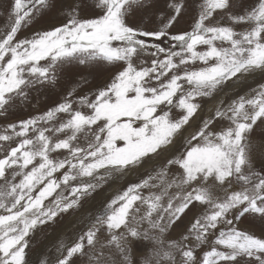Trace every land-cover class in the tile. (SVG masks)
<instances>
[{
	"label": "snow or ice",
	"instance_id": "6c2138e0",
	"mask_svg": "<svg viewBox=\"0 0 264 264\" xmlns=\"http://www.w3.org/2000/svg\"><path fill=\"white\" fill-rule=\"evenodd\" d=\"M58 3L8 0L0 115L36 85H54L64 65L107 64L112 74L95 91H68L55 107L0 130V264H30L38 226L131 173L139 181L91 209L95 222L58 250L55 264H264V231L244 226L264 225V159L249 139L264 125V83L220 99L264 77V0H68L58 25L20 38ZM189 9L191 27L182 29ZM144 17L159 26L143 25ZM62 186L70 194L46 205ZM189 213L185 232L170 238Z\"/></svg>",
	"mask_w": 264,
	"mask_h": 264
},
{
	"label": "rangeland",
	"instance_id": "374dc122",
	"mask_svg": "<svg viewBox=\"0 0 264 264\" xmlns=\"http://www.w3.org/2000/svg\"><path fill=\"white\" fill-rule=\"evenodd\" d=\"M68 2V0H59L57 8L55 10H49L45 14H42L36 18L35 21L26 29H24L19 35L20 38L24 36H31L33 31L49 30L52 26L58 25L63 19L64 12L67 9H61V5ZM200 0H197V4ZM245 3H249L250 0H244ZM8 0H0V27L3 26V12L7 7ZM91 3V0H88ZM161 6H163V0H160ZM195 7V6H194ZM90 14V13H89ZM194 12L189 9L185 12L184 19L181 20L179 25L182 29H189L192 24V17ZM137 22L140 21V17L135 18ZM143 25L149 27H158V19L156 18H143ZM48 26V27H47ZM237 30H240L239 28ZM161 46H167V40L160 42ZM111 65L100 66H83L79 64L64 65L57 74V82L54 85H36L33 90L30 91L27 100L17 101L15 106L9 110L8 113L0 115V130L5 128L10 123H16L23 119H28L31 116H38L50 108L55 107L58 103L62 102L68 91L73 89L81 90L83 88L94 89L98 85H103L112 74ZM239 83V82H238ZM259 83H264V77L257 75L254 78H250L246 83L240 84V87H233L227 89L223 94L224 101H228L229 98H234L237 93L244 95L249 93L252 89L256 88ZM212 103L204 105V109L207 110V117L209 109H211ZM202 114V113H201ZM61 118H66L61 114ZM250 142L252 144V151L257 160L264 159V125L255 127L253 133L250 134ZM183 142H181V145ZM183 150V147H180ZM62 158V157H60ZM141 178L140 173H131L129 176L113 182L111 179L101 188L97 189V193L94 194L95 199H90L85 203L83 208H78L71 211L62 218L58 219L56 223H49L47 225L38 226L34 234L31 235L29 240L30 248L27 250V258L30 264H55L57 256L60 255L58 251L61 248L71 246L80 235H82L87 229L94 223L91 209L99 208L100 204L104 201H110L119 192L123 191L129 183L138 182ZM69 195L70 188L61 187L57 189L52 196L48 197L44 203L47 205L50 202L55 201L57 195ZM147 194V193H145ZM216 195L223 196V192L217 189ZM185 217L181 222H178L171 230L169 237L173 239H179L180 235L185 232L186 227L189 226V219ZM245 227L249 228L252 232L259 235L264 231V225H261L259 220L254 222H246ZM106 235V233H105ZM203 250H207V245L202 246ZM151 245L147 247L141 246L138 249V256L150 251ZM75 264H87V257H74Z\"/></svg>",
	"mask_w": 264,
	"mask_h": 264
},
{
	"label": "crops",
	"instance_id": "0c3cea01",
	"mask_svg": "<svg viewBox=\"0 0 264 264\" xmlns=\"http://www.w3.org/2000/svg\"><path fill=\"white\" fill-rule=\"evenodd\" d=\"M109 78L107 80H109ZM86 90H87L86 88H83L81 90H76V92L79 93V94H85L86 95V94H89L90 92L95 91L94 89H88V91H86Z\"/></svg>",
	"mask_w": 264,
	"mask_h": 264
},
{
	"label": "bare ground",
	"instance_id": "6f19581e",
	"mask_svg": "<svg viewBox=\"0 0 264 264\" xmlns=\"http://www.w3.org/2000/svg\"><path fill=\"white\" fill-rule=\"evenodd\" d=\"M48 27V26H47ZM240 83V82H239ZM223 94L221 95V97H220V99L222 100L223 99ZM213 107V105L211 106V108ZM207 110H208V108H207ZM207 110L206 109H204V112L201 114V115H203V114H206L207 113ZM217 191V190H216Z\"/></svg>",
	"mask_w": 264,
	"mask_h": 264
}]
</instances>
